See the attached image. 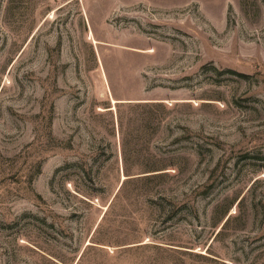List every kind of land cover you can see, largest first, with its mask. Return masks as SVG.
Masks as SVG:
<instances>
[{"label":"rangeland","instance_id":"1","mask_svg":"<svg viewBox=\"0 0 264 264\" xmlns=\"http://www.w3.org/2000/svg\"><path fill=\"white\" fill-rule=\"evenodd\" d=\"M0 264H264V0H0Z\"/></svg>","mask_w":264,"mask_h":264},{"label":"water","instance_id":"2","mask_svg":"<svg viewBox=\"0 0 264 264\" xmlns=\"http://www.w3.org/2000/svg\"><path fill=\"white\" fill-rule=\"evenodd\" d=\"M117 101H119V100H117Z\"/></svg>","mask_w":264,"mask_h":264}]
</instances>
